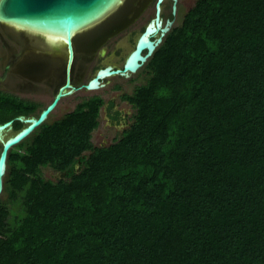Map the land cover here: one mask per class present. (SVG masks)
Here are the masks:
<instances>
[{"label":"trees","instance_id":"obj_1","mask_svg":"<svg viewBox=\"0 0 264 264\" xmlns=\"http://www.w3.org/2000/svg\"><path fill=\"white\" fill-rule=\"evenodd\" d=\"M143 68L108 145L95 95L10 150L0 264H264V0H197Z\"/></svg>","mask_w":264,"mask_h":264},{"label":"water","instance_id":"obj_2","mask_svg":"<svg viewBox=\"0 0 264 264\" xmlns=\"http://www.w3.org/2000/svg\"><path fill=\"white\" fill-rule=\"evenodd\" d=\"M127 0H0V21L8 24L36 30L55 36H62L68 49L66 68V82L58 89L54 99L39 115H20L16 119L25 126L20 130L7 135L9 129L14 128L15 119L0 123V196L4 191V177L8 168L10 150L30 136L38 127L45 123L55 111L61 100L70 95L76 87L72 84L71 69L76 57L75 35L84 30L102 23L111 16ZM166 0H156L155 16L146 25L138 37L134 49L128 54L122 67L113 69L111 65L98 70L96 75L82 87L87 90H98L104 87L102 80L120 75L130 78L139 71L153 56L156 49L162 44L166 35L175 23L179 0H173V17L164 18L163 5ZM148 2V1H147ZM146 6L142 4V7ZM142 9H140L141 11ZM118 28H114V32Z\"/></svg>","mask_w":264,"mask_h":264},{"label":"rangeland","instance_id":"obj_3","mask_svg":"<svg viewBox=\"0 0 264 264\" xmlns=\"http://www.w3.org/2000/svg\"><path fill=\"white\" fill-rule=\"evenodd\" d=\"M196 1L197 0H179L178 10L175 16L174 25L180 24L182 22L186 12L191 7L194 6ZM145 2H146V6L142 7V4H145ZM155 4H156V0H127L126 5L123 9L117 10V12H115L113 15L105 18V20L102 23L87 29V30L90 29L94 30V28L101 26V24H106V25L108 24V26L112 25L113 27H115L118 21L122 22L121 25L124 24L123 27H119L114 32L113 36L115 37H113L110 40V43H108L109 47L107 49V53L102 57L98 56L96 59L93 60L94 62H91L90 65H88L87 67L84 68L83 66L84 69L83 73L85 74L84 76L86 77L83 79L81 84L83 85L87 84L88 81L96 74L100 66H104L107 64H113L117 67L123 66L126 57L134 49L136 41L140 36V34L142 33L143 29L155 16V10H156ZM171 4H172L171 0H166L163 5V16L165 19L170 17ZM140 9L142 10L140 11ZM112 19L113 20L115 19L113 23L110 24L109 22H107ZM125 22H127V24H125ZM8 29L9 30L11 29V31L15 32L16 34H19L18 37L20 39L26 36L24 33L20 31L17 32L16 30H14L13 27L9 28L8 26ZM113 29L114 28H111V31ZM84 31H82L78 35H82ZM1 38L5 40L6 46L3 45V43L1 42ZM20 42L23 43V41L21 40ZM34 51L36 52L35 49ZM56 51L57 48L53 47L51 51L46 52L47 57H49V59L54 58ZM17 52H19V46L16 44L15 41L11 39L9 40L8 37L5 36L0 25V79L4 81L3 83L7 84L6 86H10L11 83V86L7 87L8 90L14 91L18 95H21L23 97L32 98L34 100L41 102L42 103L41 107L43 108L53 100L55 92L53 91L52 85L55 84V82L57 83V81H55L57 77L56 75H54L56 73H52V72L47 73L45 71L40 70L41 72L39 71V73H35L34 75H38V76L41 74L47 75L46 76L47 80L34 81L35 80L34 79L31 81L30 79L36 77L32 75L33 78L32 77L29 78L27 75L18 72L19 63L13 64L12 66H10L9 64V61L11 59L13 60L16 59L14 55ZM42 55L43 53L41 54V52L37 51L36 54L33 53V58L39 59L40 57H42ZM2 56L4 58H2ZM24 57L27 58L26 55H24L22 58ZM92 63L93 65H91ZM7 66L11 67L10 68L11 72H9L8 75L6 74V70H5V67ZM80 67H81V63L75 65L76 75L77 74L79 75L82 72V69H80ZM143 69L144 68L142 67L139 71L132 74L130 78L114 76L112 77L111 79L112 81L110 84H108L105 88H100L97 91L92 92L81 89L75 91L71 95L64 97L61 100V102L58 104L55 111L50 115L49 121L52 122L55 119L61 118L65 113L73 110L76 104L80 100H82L83 97L94 93L102 96L103 99H105L107 102L110 99H115L117 103L116 108L121 110L124 113V115L130 118L134 113V109L127 101L123 100L121 96L126 92L132 93L137 85H140L141 83L145 82L146 73L143 71ZM22 81L24 84L22 83ZM20 83L22 84L20 85ZM116 84L121 85L122 90L117 91L114 88V85ZM99 121H100L99 127L94 131L93 139H92L95 145L98 146L108 145L109 143H111L114 136L118 134V132L123 130L124 127L127 126L125 122L115 126L116 122H114L112 118V112L108 111L107 104L101 109V115ZM127 122H129L128 119ZM14 132L15 129L12 128L9 129L6 132V134L10 135ZM0 150H1V144H0ZM63 175H64L63 173L54 172L53 170L48 168L45 169V177L51 180H58L59 178L63 177ZM1 199L5 201L6 196L5 195L2 196ZM20 207H21L20 205L14 206L13 213L19 215L21 213V209H19Z\"/></svg>","mask_w":264,"mask_h":264},{"label":"flooded vegetation","instance_id":"obj_4","mask_svg":"<svg viewBox=\"0 0 264 264\" xmlns=\"http://www.w3.org/2000/svg\"><path fill=\"white\" fill-rule=\"evenodd\" d=\"M114 21H115V19L113 21L110 20L107 22H109L111 24ZM116 21H117V19H116ZM117 23H116L115 27H113L112 25L108 26V24L107 25L101 24V26L94 28V30H92V29L86 30L83 32L82 35H78L75 37V47L77 50V57H76V61L74 63L73 71H72V84L76 87V89L71 94H73L75 91L81 90V89H84L86 91H92V92L97 91V90H87L86 88L82 87L83 84H81V83H82L83 79L86 77V76H84L85 74L83 73V70H84L83 66H84V68L87 67L88 65H90L91 62H94L93 60L96 59L98 56L102 57L107 53V49L109 47L108 43H110V40L113 37H115V36H113V34H111V32L113 31V30L111 31V28H119V27L124 26V24L121 25L122 22L118 21ZM125 24H127V22H125ZM0 25H1L2 31L5 34V36H7L9 40L11 39V40L15 41L16 44L19 46V52H17L14 55L16 59L15 60L11 59L9 61L10 66H12L13 64L19 63L18 64V72H21L22 74L27 75L29 78L30 77L33 78V76L36 77V78L30 79L31 81L34 79H35L34 81L47 80L46 79L47 75H42V74L39 76L34 75L35 73H39L40 70L45 71L47 73H49V72L56 73L54 75H56V77H57L55 80V81H57V83L55 82V84L52 85L53 91L56 94L58 89L66 82V78H67L66 68H67V61H68V49H67L65 42L59 37H55V36H51V35H47V34H42L39 32L28 30V29L19 28L17 26H14V25H11L8 23H2L1 22ZM4 25H5V27H4ZM8 26H9V28L13 27V29L16 30L17 32L20 31V32L24 33L26 36L24 38L22 37L20 39L18 37L19 34H16L15 32L11 31V29L9 30ZM19 39L21 41H23L24 44L22 42H20ZM1 42L3 43V45L6 46L5 40H3L2 38H1ZM53 47H56L57 51L55 52V55H54L55 57L49 59V57H47V55H46V52L51 51V49ZM34 49L36 50V52L38 51V52H41V54L43 53L42 57H40L39 59L33 58V53L36 54ZM18 53H21V54H18ZM22 53H24V54H22ZM24 55H26L27 58H25V57L22 58ZM2 58H4V57L2 56ZM78 63H81L80 69H82V72L79 75L78 74L76 75L75 65ZM91 65H93V63ZM109 65H111L113 67V69L119 68L113 64H107L104 66H100L98 70H100L101 68H105ZM10 66L5 67L7 75L9 74V72H11ZM98 70H97V72H98ZM114 76L120 77V75H112V76H109V77L103 79L102 83H104L105 85H104V87H101V88H105L108 84H110L112 81L111 79ZM121 77H123V76H121ZM7 78H8V76H7ZM36 79H39V80H36ZM3 82L4 81H2V79H0V90H4V91L18 95L16 92L8 90L7 87H10L11 83H10V86H6L7 84L3 83ZM22 83H23V81H22ZM22 83H20V85ZM114 88L117 91L122 90L121 85H118V84L114 85ZM55 94H54V97H55ZM95 95H97V94L94 93L91 95H87V96L83 97L82 100L84 98L93 97ZM18 96L25 98V99H28V100L37 101V100H34L32 98L23 97L21 95H18ZM54 97H53V99H54ZM104 101H105L104 105H106V104L108 105V111L112 112V118H113L114 122H116L115 126H117L118 124H122L123 122H125L126 125L129 124L130 118L128 116L124 115V113L121 110L116 108L117 103H116L115 99H110L108 102L104 99ZM37 102H39V101H37ZM47 106H48V104L45 107H47ZM127 119L129 120V122H127ZM124 128H126V127H124Z\"/></svg>","mask_w":264,"mask_h":264},{"label":"bare ground","instance_id":"obj_5","mask_svg":"<svg viewBox=\"0 0 264 264\" xmlns=\"http://www.w3.org/2000/svg\"><path fill=\"white\" fill-rule=\"evenodd\" d=\"M127 2V1H126ZM126 2H124L122 5H121V9H123L124 7H125V5H126ZM115 13V12H114ZM113 13V14H114ZM112 14V15H113ZM110 21V20H109ZM112 21H113V19H112ZM2 22V21H1ZM2 23H6V22H2ZM17 27H19V26H17ZM19 28H21V27H19ZM23 29H26V28H23ZM29 30V29H28ZM31 31H35V32H38V31H36V30H31ZM39 33H42V34H46V33H44V32H39ZM47 35H51V34H47ZM51 36H55V35H51ZM76 36H78L77 34L75 35V37ZM55 37H59V38H61L64 42H65V40H64V38L62 37V36H55ZM75 37H74V42H75ZM66 44V43H65ZM75 51H76V57H77V50H76V47H75ZM76 57H75V60H74V62H73V65H72V69H71V79H72V71H73V67H74V63H75V61H76Z\"/></svg>","mask_w":264,"mask_h":264},{"label":"crops","instance_id":"obj_6","mask_svg":"<svg viewBox=\"0 0 264 264\" xmlns=\"http://www.w3.org/2000/svg\"><path fill=\"white\" fill-rule=\"evenodd\" d=\"M104 106H105V105H104ZM104 106H103V107H104ZM103 107H102V108H103ZM102 108H101V109H102ZM100 115H101V112H100ZM93 133H94V132H93Z\"/></svg>","mask_w":264,"mask_h":264}]
</instances>
